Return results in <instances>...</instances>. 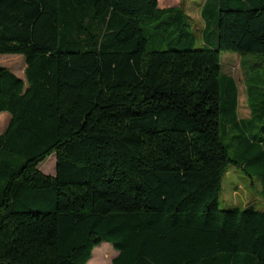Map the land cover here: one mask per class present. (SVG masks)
Returning <instances> with one entry per match:
<instances>
[{
    "label": "trees",
    "instance_id": "obj_1",
    "mask_svg": "<svg viewBox=\"0 0 264 264\" xmlns=\"http://www.w3.org/2000/svg\"><path fill=\"white\" fill-rule=\"evenodd\" d=\"M201 16L207 48L182 5L0 0V54L25 63L0 66V264H90L102 242L112 264H264V210L219 208L229 166L264 179V61L241 57L247 118L221 71L264 57V0Z\"/></svg>",
    "mask_w": 264,
    "mask_h": 264
},
{
    "label": "rangeland",
    "instance_id": "obj_2",
    "mask_svg": "<svg viewBox=\"0 0 264 264\" xmlns=\"http://www.w3.org/2000/svg\"><path fill=\"white\" fill-rule=\"evenodd\" d=\"M162 7L180 6L182 5L183 13L191 24L192 30L196 35V43L194 48L210 47L212 41L210 37L206 42L202 38L204 29V19L201 16L202 6L206 0H157ZM241 57L250 62L264 61L263 56L254 54L241 55L235 52H221V71L223 74L230 76L236 83L238 93V116L247 117L248 110L246 105L247 91L244 83V70L242 68ZM0 66H6L21 78H24V58L17 54H0ZM264 71V67L260 69ZM221 106L228 104L230 99V90L227 83L221 82ZM227 113L225 116H228ZM222 118V122L225 118ZM10 115L7 112L0 113V133L6 127ZM262 135V133L260 134ZM221 140L225 144H230L228 152L233 157L236 150V143L231 137L229 131L224 132L220 130ZM262 138V136H259ZM56 155L52 153L45 160L38 164V169L45 174L53 175L55 173ZM249 171V170H248ZM264 179L255 175H248L241 169L234 166H229L227 173L223 178L222 189L219 196V208L228 209L232 207L245 208L252 206L257 210H264ZM103 246V247H102ZM96 253V258L90 264H112L111 261L114 253L117 251L113 249L108 242H102L93 249L92 255ZM92 257V256H91ZM91 259V258H90ZM89 259V260H90ZM89 262V261H88ZM87 262V264H88Z\"/></svg>",
    "mask_w": 264,
    "mask_h": 264
},
{
    "label": "crops",
    "instance_id": "obj_3",
    "mask_svg": "<svg viewBox=\"0 0 264 264\" xmlns=\"http://www.w3.org/2000/svg\"><path fill=\"white\" fill-rule=\"evenodd\" d=\"M159 5V4H158ZM159 7H162V6H160L159 5ZM167 7V6H166ZM238 104H239V101H238ZM247 105V104H246ZM247 110H248V116L247 117H249V115H250V111H249V108L247 107ZM247 117H239V118H247ZM117 255V252L116 253H114V257ZM113 257V258H114Z\"/></svg>",
    "mask_w": 264,
    "mask_h": 264
}]
</instances>
